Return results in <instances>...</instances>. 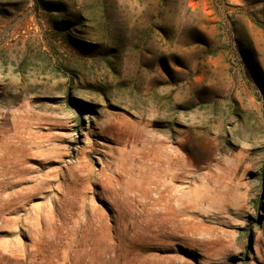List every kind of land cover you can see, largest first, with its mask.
<instances>
[{
    "label": "rangeland",
    "instance_id": "obj_1",
    "mask_svg": "<svg viewBox=\"0 0 264 264\" xmlns=\"http://www.w3.org/2000/svg\"><path fill=\"white\" fill-rule=\"evenodd\" d=\"M0 264H264V0H0Z\"/></svg>",
    "mask_w": 264,
    "mask_h": 264
}]
</instances>
